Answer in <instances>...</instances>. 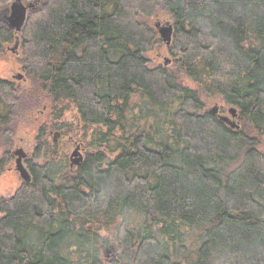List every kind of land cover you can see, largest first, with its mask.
I'll return each instance as SVG.
<instances>
[{
  "label": "trees",
  "instance_id": "trees-1",
  "mask_svg": "<svg viewBox=\"0 0 264 264\" xmlns=\"http://www.w3.org/2000/svg\"><path fill=\"white\" fill-rule=\"evenodd\" d=\"M32 2L22 32L0 19L25 74L0 76V146L23 112L59 125L0 200V264H264V0ZM68 111L90 132L73 168L48 140Z\"/></svg>",
  "mask_w": 264,
  "mask_h": 264
},
{
  "label": "rangeland",
  "instance_id": "rangeland-1",
  "mask_svg": "<svg viewBox=\"0 0 264 264\" xmlns=\"http://www.w3.org/2000/svg\"><path fill=\"white\" fill-rule=\"evenodd\" d=\"M32 1L33 0L30 1L23 0V3L29 4V3H33ZM8 8L9 7L7 6V9ZM8 15L9 13L5 12V9H2L0 11V19L2 20V22L3 20L6 19ZM169 21L172 22L170 16L162 10H159L153 16L152 19L147 20V22H150L151 25L154 23L155 24L160 23L162 24L163 27H165L166 23ZM160 54L169 56L167 50L165 49H160V50L156 49L149 54V59L152 61L153 65L162 64L163 59L159 57ZM21 75L25 76L16 58L11 53L0 54V76L10 81L15 77L17 78ZM19 80H22V78ZM219 105L220 103L216 102L210 105L208 108L219 107ZM34 114L35 115L32 118H30L29 115H26V113L23 112L22 116L19 117L12 125L13 127L12 146L11 147H6L3 145L0 146V163L2 162V160L4 162L3 171L0 173V200L3 198L7 199L12 197L16 192V190L22 184L19 173L16 172V161L18 157L15 155V153L18 152L19 150H22L23 153L26 155V158L28 157L29 160L30 159L32 160L33 152L36 150L35 141L39 135V131L41 133L42 128L49 127V125L51 124H56L55 123L57 121L56 119H50V115H49L50 110L47 106H41L40 108H38V111L34 112ZM221 114L222 116L226 117L229 122L237 121V118L233 119L232 115L229 113L227 108H222ZM33 118L35 119L33 120ZM61 121H63L62 123L65 124L64 129L60 128L54 131H49L48 140L50 144H52L53 141L56 142L55 144H60L57 145L58 148H55L58 157H61L62 150H65L64 144L59 142L61 136L62 137L65 136L66 138L70 136L72 139L76 140V142L73 140L71 146L68 147V154L70 160V157L73 155V153L77 151L76 149H80V147L75 148L77 145L76 143H78L77 140L80 139L83 141V143L88 142L90 132L87 133L86 131H83L81 125L80 127L77 126L78 125L77 116L75 115L74 112L68 111L65 114L63 120ZM35 123H38V126L34 129ZM56 134H59V136L55 140ZM109 259H110L109 254H106V257H104V260H102V262L104 263L110 262Z\"/></svg>",
  "mask_w": 264,
  "mask_h": 264
},
{
  "label": "water",
  "instance_id": "water-1",
  "mask_svg": "<svg viewBox=\"0 0 264 264\" xmlns=\"http://www.w3.org/2000/svg\"><path fill=\"white\" fill-rule=\"evenodd\" d=\"M35 6L33 3L25 4L22 2V0H17V2L13 3L9 6V9L6 10L9 15L4 20V24L12 31L16 33H20L23 31L26 25V21L28 19L29 13L34 10ZM156 28H158L159 33L162 37V40L169 45L171 41V34H172V28L170 24H166L165 27L162 26V24L157 23ZM22 77H19L18 79H21ZM229 113L232 115L233 119L237 118V114L233 109L229 110ZM230 125L232 128L238 129L237 125L234 122H230ZM59 134L55 135V140L58 138ZM15 155L18 157L16 161V172L19 173L20 178L25 182L26 184L31 182L30 175L26 171V169L22 165V159L25 157L24 153L22 151H18L15 153ZM83 161L82 154L79 153V149L73 155L70 157V166L78 167Z\"/></svg>",
  "mask_w": 264,
  "mask_h": 264
},
{
  "label": "flooded vegetation",
  "instance_id": "flooded-vegetation-1",
  "mask_svg": "<svg viewBox=\"0 0 264 264\" xmlns=\"http://www.w3.org/2000/svg\"><path fill=\"white\" fill-rule=\"evenodd\" d=\"M76 115V114H75ZM77 116V115H76ZM77 126L78 127H80V121H79V119H78V116H77ZM56 124H59L58 122L56 123ZM74 139H72L70 136H68L67 138L64 136V137H60V143H62V144H64V148H65V150H62V155H64V157H66V161H67V163L70 165V160H69V154H68V147H70L71 146V144H72V141H73ZM75 142H76V140H74ZM82 140H80V139H78L77 140V142L78 143H76L77 145H76V147L75 148H77V147H80V149H79V153L80 154H82L83 155V158H84V161H85V159H86V154L87 153H89L91 150H90V147L88 146V144H87V142L86 143H83V141L81 142ZM54 142V143H53ZM52 142V146H55V148H58L57 147V145H60V144H55L56 142L55 141H53ZM77 150V149H76ZM19 151H22V150H19ZM23 152V151H22ZM24 158L22 159V165H23V167L26 169V171L28 172V174L30 175V178H31V174H30V170L28 169V164L31 162V159L29 160L28 159V157L26 158V155L24 154ZM24 160V161H23ZM20 176V175H19ZM22 181V183H23V180H21Z\"/></svg>",
  "mask_w": 264,
  "mask_h": 264
},
{
  "label": "bare ground",
  "instance_id": "bare-ground-1",
  "mask_svg": "<svg viewBox=\"0 0 264 264\" xmlns=\"http://www.w3.org/2000/svg\"><path fill=\"white\" fill-rule=\"evenodd\" d=\"M5 12H6V10H5Z\"/></svg>",
  "mask_w": 264,
  "mask_h": 264
}]
</instances>
